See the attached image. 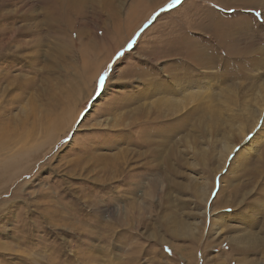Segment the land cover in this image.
<instances>
[{
	"label": "rangeland",
	"instance_id": "obj_1",
	"mask_svg": "<svg viewBox=\"0 0 264 264\" xmlns=\"http://www.w3.org/2000/svg\"><path fill=\"white\" fill-rule=\"evenodd\" d=\"M64 3L0 0V264H264V1Z\"/></svg>",
	"mask_w": 264,
	"mask_h": 264
},
{
	"label": "bare ground",
	"instance_id": "obj_2",
	"mask_svg": "<svg viewBox=\"0 0 264 264\" xmlns=\"http://www.w3.org/2000/svg\"><path fill=\"white\" fill-rule=\"evenodd\" d=\"M264 1V0H263ZM40 2L41 3H43L46 7H47V9L49 10L48 11V13H47V16L49 17V24H50V26H49V31H53L54 33H56V31H57V25L59 24V21L65 16V15H67V12H64V10L62 9V7L63 6H66L67 4L66 3H64V0H40ZM73 8H75L74 7V4H73ZM46 9V10H47ZM76 9V8H75ZM11 18V17H10ZM61 22V21H60ZM62 23H63V21H62ZM63 27V26H62ZM65 27V26H64ZM67 29H68V27H67ZM23 30V29H22ZM18 31V30H17ZM64 31V30H63ZM23 32V31H22ZM8 33V32H7ZM15 34V31H11V35H12V38H13V35ZM49 34V33H48ZM51 34V33H50ZM67 35V34H66ZM8 37V36H7ZM11 37V36H10ZM9 37V38H10ZM8 38V39H9ZM62 38V37H61ZM37 39V38H36ZM69 39V38H68ZM67 39V40H68ZM61 40H64L63 38L61 39ZM69 41V40H68ZM7 42V41H6ZM35 42V41H34ZM62 42V41H61ZM60 44V43H59ZM65 46H67V45H65ZM68 47V46H67ZM61 48V47H60ZM68 49V48H67ZM66 49V50H67ZM64 52V51H63ZM203 61H204V59L203 58H199V60H198V62L199 63H203ZM98 64V63H97ZM87 65V64H86ZM95 68V67H94ZM180 85V84H179ZM183 86V85H182ZM184 88H185V86H184ZM179 89V88H178ZM180 90V89H179ZM186 91V90H185ZM145 95H146V92H145ZM193 96V95H192ZM131 100V99H130ZM134 100V99H133ZM160 101V100H159ZM170 101V100H169ZM133 102V101H132ZM171 103V102H170ZM169 103V104H170ZM156 105V104H155ZM173 105V104H172ZM171 104H170V106H172ZM264 105V104H263ZM174 106V105H173ZM260 107V106H259ZM264 107V106H263ZM164 108H166V107H164ZM163 108V109H164ZM178 109V108H177ZM207 109V108H206ZM167 111V110H166ZM195 111V110H194ZM249 112V111H248ZM63 113V112H62ZM243 113V112H242ZM174 114V113H173ZM198 115V114H197ZM190 117H193V115L192 116H190ZM236 119V118H235ZM223 121V120H222ZM256 121H257V119H256ZM264 121V120H263ZM223 122H225V121H223ZM259 135V132H256L255 134H254V137L256 136H258ZM252 138L251 140H253V139H255V138ZM245 143H248V141H245L244 142V144ZM252 145V143H248L247 145ZM250 145V146H251ZM244 147V146H243ZM249 147V146H248ZM247 147V148H248ZM231 150V149H230ZM238 241V243H240V242H242L240 239L239 240H237ZM253 241V240H252Z\"/></svg>",
	"mask_w": 264,
	"mask_h": 264
},
{
	"label": "snow or ice",
	"instance_id": "obj_3",
	"mask_svg": "<svg viewBox=\"0 0 264 264\" xmlns=\"http://www.w3.org/2000/svg\"><path fill=\"white\" fill-rule=\"evenodd\" d=\"M176 2H178V0H173V3H176ZM103 82H104V77L101 76L100 77V84L103 85Z\"/></svg>",
	"mask_w": 264,
	"mask_h": 264
}]
</instances>
